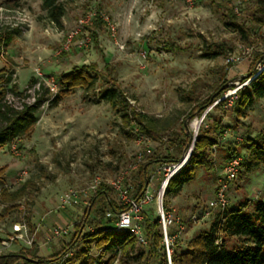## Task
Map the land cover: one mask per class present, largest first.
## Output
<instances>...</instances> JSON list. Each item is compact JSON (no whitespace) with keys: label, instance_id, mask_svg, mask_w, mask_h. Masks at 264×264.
Wrapping results in <instances>:
<instances>
[{"label":"rangeland","instance_id":"1","mask_svg":"<svg viewBox=\"0 0 264 264\" xmlns=\"http://www.w3.org/2000/svg\"><path fill=\"white\" fill-rule=\"evenodd\" d=\"M43 1L0 0V37L12 34L10 44L1 45L0 84L11 79L6 86V101L14 110L41 101L31 133L16 136L0 147V256L37 252V257L48 259L68 252L70 264L108 262L113 253L99 260L101 249L94 242L90 254H85L88 245L84 236L93 233L96 225L114 228L109 222L113 216L102 214L105 207L85 219L95 196L94 181L107 184L112 200L120 204L121 197L112 183L123 177L124 186L134 198L132 179L147 157L170 156L181 162L200 133L215 136L216 123L222 136L216 147L208 149L214 170L196 168L195 180L177 197L166 199L168 211L185 224L176 241L185 250L191 239L212 226L219 214L212 208L218 177L232 151L243 165L230 186L228 209L247 202L248 211H253L256 201L264 203V161L255 157L247 142L264 133V99L245 110L243 117L233 111L235 98L226 100L224 106L209 108L201 117L186 119L197 101L208 99L223 81L239 78L226 90L228 93L242 85L243 77L248 79L258 71L260 62L255 64L254 58L263 48L264 27L256 28L250 43L232 32L226 23L229 9L234 12L235 0H196L193 4L187 0H58L65 8L62 28L50 21ZM90 12L106 17L108 22L99 18L103 22L100 29H95L96 21L86 26L91 30L80 28V21ZM234 14L252 27L241 13ZM93 30L97 31L98 44L91 36ZM87 37L91 39L89 45L78 47L76 43ZM168 43L178 50H164ZM212 51L219 56L208 58ZM230 54L240 55L241 62L227 64ZM93 64H97L98 74H103L109 64L114 81L108 83L100 76L95 90L74 88L62 93L58 84L61 76ZM52 82L58 86L56 94L49 89ZM114 85L133 107L158 122L160 134L156 140L133 125L126 126L121 114L100 99V92ZM58 96L61 98L55 102ZM194 121L202 122L197 133L192 129ZM5 126L0 119V127ZM173 165H154L149 170L147 193L152 201L143 212L153 218L159 215V194ZM24 185L25 193L16 203L3 204V191L14 193ZM71 191L77 193L78 203L62 208L63 197ZM15 224L26 226L20 239L14 232ZM56 228L69 233L53 237ZM172 231L173 226L168 232ZM227 245L229 249L240 247L236 240H229ZM137 250L145 255L148 251L140 244ZM129 262L156 264L145 257Z\"/></svg>","mask_w":264,"mask_h":264},{"label":"trees","instance_id":"2","mask_svg":"<svg viewBox=\"0 0 264 264\" xmlns=\"http://www.w3.org/2000/svg\"><path fill=\"white\" fill-rule=\"evenodd\" d=\"M43 8L47 11L50 21L56 27L62 28L63 18L65 16V8L63 5L58 0H44ZM228 12L229 22L226 25L232 29V32L241 35L243 40L248 43L251 42L256 28L264 27V0L247 2L241 9V14L251 24V28L247 24L242 23L241 19L234 14L232 9H229ZM102 23L100 19H97L94 23L95 29H100ZM85 30L91 29L90 27H85ZM91 36L94 42L98 44L96 30L92 31ZM11 39L12 34L6 38L0 37V57L1 45H9ZM262 40L263 48L256 54L254 58L255 64L260 61L264 62V34L262 35ZM164 50L175 52L178 50V47L173 43H168L165 44ZM219 54L217 51H212L206 56L212 59L219 56ZM105 72L107 75H105ZM105 72L98 74L97 64L76 67L71 73L61 76L58 84L63 94H67L74 88H80L83 91L90 92L95 90L98 77L100 76L107 79L108 83L114 81L112 68L109 64L106 65ZM255 74L256 72L249 79H252ZM10 80L8 78L6 83L0 84V119L6 124L4 128L0 127V147H3L16 136L25 137L31 133V130L37 123L36 108L41 103L38 100L34 105H25L22 110H14L6 101L8 95L6 86ZM228 82L229 80L223 81L217 87L215 93L208 99L197 101L195 108L188 114L186 119L193 120L201 117L226 92L223 87ZM60 98L61 96H58L55 102H58ZM100 99L110 103L116 112L121 114L126 126L133 125V127L138 128L140 132L146 134L153 140L158 138L160 134L158 122L133 107L129 99L115 85L101 91ZM261 99H264V71L258 74L247 87L238 92L237 99L232 107L233 111L239 117H243L244 111ZM226 102V100L221 101L213 109L224 106ZM211 111L205 114L206 118H209ZM221 136L222 132L220 130V124L218 123L215 125L214 137L207 135L206 132L198 135L188 163L167 185L163 201L165 211H168L169 208L166 199L168 197H177L187 184L195 180L196 168L202 167L207 172L214 170V163L208 158V149L216 147L219 144V138ZM247 142H249V149L255 157L264 161V133H259L254 140H248ZM234 157H238V154L232 151L229 154V160ZM178 162V160L171 159L170 156L163 157L154 155L147 157L145 162L136 169V173L132 179L134 199L138 200L146 194L150 184L149 170L152 166L169 163L176 164ZM25 189L26 186L24 185L14 193L3 191L1 195L3 204L13 205L16 203L25 193ZM109 189L107 184H99L92 203L89 209L86 210V220L88 215L99 212L102 207H105L102 214H111L113 219L109 222L115 225L117 216L128 209L122 203L118 204L112 200ZM248 208L249 204L243 202L237 208H227L225 211L219 213L210 229L191 239L187 243L185 250L175 241L172 247V264H264V203L256 201L253 211H248ZM142 215L143 221L141 224L147 239L148 251L146 255L144 253H138V240L133 232H116L114 228L107 230L103 229L99 224L95 226L93 233H88L84 236L85 243L88 245L87 249H85V254L87 256L90 254V245L94 242L96 247L101 249L99 260L107 253H113V256L108 262L103 263L100 261L98 264H130L129 260H141L144 257L147 260L154 259L156 264H169L160 216L158 215L156 218H153L145 214V212ZM82 228L83 225L79 227V235L82 234ZM168 234L170 237L174 236L175 231ZM229 240L238 241L240 247L229 249L227 245ZM67 253H61L48 259L37 257V252L32 254L28 252L9 253L0 256V264H16L17 262L21 264H52Z\"/></svg>","mask_w":264,"mask_h":264},{"label":"built area","instance_id":"3","mask_svg":"<svg viewBox=\"0 0 264 264\" xmlns=\"http://www.w3.org/2000/svg\"><path fill=\"white\" fill-rule=\"evenodd\" d=\"M187 1L190 4H193L196 0H187ZM250 1L252 0H235V7L233 9L234 12L239 15L241 13V9L243 5ZM99 18L108 22V19L106 17L104 16L99 17L97 13L90 12L85 19H82L80 21V28H84L90 24L92 25V23ZM111 30L115 32V27L111 26ZM76 34H78V31ZM72 41H73V36L70 37V39L68 40L66 49L70 46ZM90 42H91L90 37H87L86 39L80 42H77L76 44L78 47L82 48L84 46L89 45ZM250 53H251V50L247 49V54L250 55ZM241 60L242 59L240 55L230 54L229 57L227 58V64L236 65V64H239ZM263 71H264V62H260L258 65V71L252 77V79H249L248 81L242 83V85L237 86L233 90L229 89L228 90L229 92L228 93L226 92L227 94L224 93L222 97L219 100H217L214 103V105L210 108H213L215 105L219 104L223 100H228V99L234 100L235 98H237L238 92L244 89L245 87H247L251 83V81ZM49 89L53 94H56L58 92V86L56 85L55 82L49 83ZM12 148L14 152H17L18 149L16 148V145H13ZM140 161H141V157H139V162ZM188 161H189V154L181 162L179 161L178 163L169 167L168 173L166 174V179L164 183L162 184V186L165 184V189L167 188V185L170 182V180L182 171V169L186 166ZM241 167H242V159L240 157H234L227 162L224 168V172L218 177V187L216 191V198L212 203V208L218 210L219 213L225 211L228 208V205H229L228 195L230 191V186L238 178ZM136 168L137 167L135 166L134 169ZM23 175H26V172H23ZM99 184H100V180L96 179L94 181V185H92V189L96 190ZM112 187L115 191L119 193L123 205L128 207L127 210L123 211L117 216V221L114 225L115 231L116 232L131 231L133 232L134 236L137 238L138 244L142 246H147V239L145 237L141 223L143 221L142 213L144 209L152 201L149 193L146 192L144 197L138 200H135L129 195V189L124 186L123 177L114 181L112 183ZM160 195L161 193L159 194V199H158V208H159L158 214L160 216V222L163 228L164 243L166 246L168 261H169V264H172L171 255H172L173 243L177 240L178 236L181 235L185 231V224H184L183 219H181L179 216L175 215L174 213H171L170 211L164 210L163 200L162 202H160ZM77 203H78V195L75 191H71L69 194L63 197L62 208H66L67 206L74 205ZM172 226L175 227V235L170 237L168 234L169 233L168 230ZM25 228H26L25 225H21V224L14 225V232L18 234L17 238L20 239L23 237L22 231ZM68 233L69 232L66 229L56 228V229H53L52 231L53 237H64L68 235ZM5 245H7V243ZM69 258H70V255L67 253L64 256L60 257L58 260L54 261L52 264H70Z\"/></svg>","mask_w":264,"mask_h":264},{"label":"water","instance_id":"4","mask_svg":"<svg viewBox=\"0 0 264 264\" xmlns=\"http://www.w3.org/2000/svg\"><path fill=\"white\" fill-rule=\"evenodd\" d=\"M261 62V61H260ZM250 78V77H249ZM248 78V79H249ZM243 79V81H245V80H247V79H244V77L242 78ZM239 80V78H235V79H232V80H230L224 87H223V89L224 90H227L228 88H231L237 81ZM195 141H196V139H195ZM194 145H195V142L193 143V147L190 149V152H189V159H190V157H191V155H192V152H193V149H194ZM162 188H163V193H162V195H160V202H162V200H163V197H164V194H165V191H166V189H165V184L162 186ZM161 191H162V189H161Z\"/></svg>","mask_w":264,"mask_h":264},{"label":"bare ground","instance_id":"5","mask_svg":"<svg viewBox=\"0 0 264 264\" xmlns=\"http://www.w3.org/2000/svg\"><path fill=\"white\" fill-rule=\"evenodd\" d=\"M201 123H202L201 121H194V122L192 123V129H193V131H194L195 133L198 132ZM162 193H163V188H162V191H161V195H162Z\"/></svg>","mask_w":264,"mask_h":264},{"label":"crops","instance_id":"6","mask_svg":"<svg viewBox=\"0 0 264 264\" xmlns=\"http://www.w3.org/2000/svg\"><path fill=\"white\" fill-rule=\"evenodd\" d=\"M213 110V109H212ZM172 209L175 211V209L172 207Z\"/></svg>","mask_w":264,"mask_h":264}]
</instances>
